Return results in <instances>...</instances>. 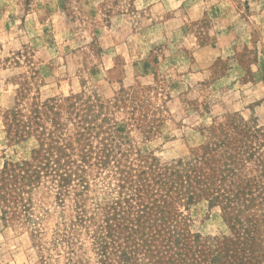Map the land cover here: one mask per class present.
I'll return each mask as SVG.
<instances>
[{
	"label": "rangeland",
	"instance_id": "1",
	"mask_svg": "<svg viewBox=\"0 0 264 264\" xmlns=\"http://www.w3.org/2000/svg\"><path fill=\"white\" fill-rule=\"evenodd\" d=\"M0 264H264V0H0Z\"/></svg>",
	"mask_w": 264,
	"mask_h": 264
}]
</instances>
